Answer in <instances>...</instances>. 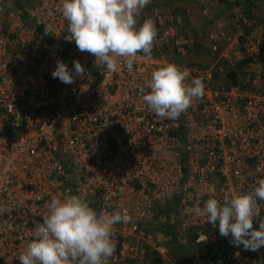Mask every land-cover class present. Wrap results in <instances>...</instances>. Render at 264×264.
<instances>
[{"label":"built area","instance_id":"1","mask_svg":"<svg viewBox=\"0 0 264 264\" xmlns=\"http://www.w3.org/2000/svg\"><path fill=\"white\" fill-rule=\"evenodd\" d=\"M174 1L137 18L155 23L151 59L137 53L129 70L118 57L108 71L65 38L61 0H0V264H21L46 203L68 194L100 216H131L114 226L107 264H264V246L231 245L195 211L264 179V13L253 0ZM208 2L221 13L212 44L187 23ZM173 57L186 84L205 85L175 120L143 102L145 82ZM57 60H78L86 74L61 83Z\"/></svg>","mask_w":264,"mask_h":264},{"label":"clouds","instance_id":"2","mask_svg":"<svg viewBox=\"0 0 264 264\" xmlns=\"http://www.w3.org/2000/svg\"><path fill=\"white\" fill-rule=\"evenodd\" d=\"M151 0H61L62 16L68 22L69 42H75L81 52L95 56L96 62L116 71L117 58L127 57V67H133L137 53L151 59L157 34L151 18L138 25V17ZM69 68L56 61L51 75L61 83L71 85L83 77L85 68L78 60ZM185 73L174 63L153 71L146 81L150 91L143 102L157 117L178 119L194 98L202 97L205 85L200 78L185 83ZM251 192L225 195L222 201L209 198L195 211L218 227L219 234L231 237L230 244L257 251L264 246V218L258 229L253 224L260 217L259 202H264V179L256 182ZM43 222L38 224L33 238L18 256L21 264H107L115 250L114 226L130 222L131 216L120 211L98 215L87 200L79 195L54 196L46 203ZM4 211V210H0Z\"/></svg>","mask_w":264,"mask_h":264},{"label":"rangeland","instance_id":"3","mask_svg":"<svg viewBox=\"0 0 264 264\" xmlns=\"http://www.w3.org/2000/svg\"><path fill=\"white\" fill-rule=\"evenodd\" d=\"M149 4L154 6L153 10L160 11L161 9V10L169 11V9H172L175 6V1L174 0H151ZM192 9L193 11H191L190 16H187V23L192 29V32L197 36H203L204 33H206L207 39H205V42L207 43L208 40L209 42H211L212 38L217 37L219 33V30L215 24V22L217 21L216 20L217 16L213 14L215 7L213 8L214 10H207L206 12H203L202 9L200 10H195L196 8H192ZM216 46L219 47L220 44H217ZM211 47H214V46L212 45ZM212 51L213 50L211 48L206 49L203 51L202 55L199 57L202 60L203 64L206 66H209L210 63L212 62V59H213ZM171 63H174L177 66H182V61L180 60L179 57H173L171 59Z\"/></svg>","mask_w":264,"mask_h":264},{"label":"crops","instance_id":"4","mask_svg":"<svg viewBox=\"0 0 264 264\" xmlns=\"http://www.w3.org/2000/svg\"><path fill=\"white\" fill-rule=\"evenodd\" d=\"M253 3H256L258 5V7H257V14L258 15L263 14L264 13V0H253ZM213 6H214V4L208 2L205 5L200 6V8L198 10L202 9L203 12H204L205 10H214L213 8L215 7V10L213 11V14H215V15L218 14V16H220L221 15L220 9L217 6H214V7ZM153 7L154 6L151 5V8L152 9H153Z\"/></svg>","mask_w":264,"mask_h":264},{"label":"water","instance_id":"5","mask_svg":"<svg viewBox=\"0 0 264 264\" xmlns=\"http://www.w3.org/2000/svg\"><path fill=\"white\" fill-rule=\"evenodd\" d=\"M197 264H202L201 262H198Z\"/></svg>","mask_w":264,"mask_h":264}]
</instances>
